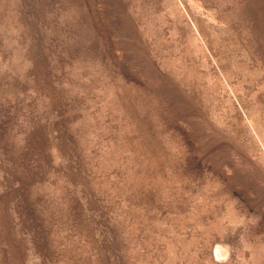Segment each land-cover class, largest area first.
Wrapping results in <instances>:
<instances>
[{
    "label": "rangeland",
    "instance_id": "374dc122",
    "mask_svg": "<svg viewBox=\"0 0 264 264\" xmlns=\"http://www.w3.org/2000/svg\"><path fill=\"white\" fill-rule=\"evenodd\" d=\"M0 264H264V0H0Z\"/></svg>",
    "mask_w": 264,
    "mask_h": 264
}]
</instances>
